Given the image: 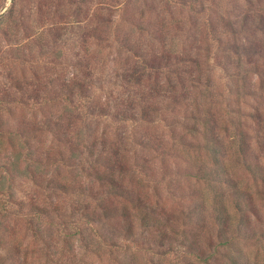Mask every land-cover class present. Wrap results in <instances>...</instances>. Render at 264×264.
<instances>
[{"label":"rangeland","instance_id":"rangeland-1","mask_svg":"<svg viewBox=\"0 0 264 264\" xmlns=\"http://www.w3.org/2000/svg\"><path fill=\"white\" fill-rule=\"evenodd\" d=\"M0 1L4 2L0 13L7 11L10 0ZM75 3L73 19H79L73 21L75 24L70 21L66 29L53 37L47 31L41 32L39 22L33 20L27 28L37 31L28 44H22L26 41L24 24L14 19L5 28L2 23L6 21L0 22V264H20L21 255L25 257L23 264H174V248L181 246L179 242L185 240L187 231L194 230L188 217V203L208 198V185L182 169L167 168L174 170L169 174L175 178L167 183L169 176L158 156L151 158L154 169L144 171L148 173L146 177L136 174V179L130 181L132 178L127 176L115 187L113 183L104 184L97 194L94 192L93 187L101 177L98 171L106 167L95 165L93 157L98 149L108 148L106 141L102 145V140L95 137H100L101 132H107L108 139L111 137L107 121L73 117L63 103L50 102L55 103L50 107L53 122L68 129L70 142H67L65 135L58 138L61 133L54 136L43 124L42 110L31 108L35 100L44 103L45 98L59 96V90L64 89L65 85L60 83L71 69L67 62L84 43L78 39L80 36H87L85 44L92 45L91 51L84 47L80 51L96 55L94 87L111 88L125 99L127 88L121 80L122 66L133 58V52L152 49L160 57L159 63H164L157 78L161 84L165 83L163 105L168 103L167 118L176 116L185 106L181 104L171 111L169 95L181 96V102L188 103L190 111L198 112L202 118L208 114L215 117L216 132L225 143L230 144L227 133L233 126L244 130V139L234 146L228 145L226 165L235 173L238 181L235 185L246 186L247 192L256 196L259 205L256 214L250 212L252 226L262 225L264 177L248 172L240 158L243 154L249 164L258 162L264 173V0H75ZM27 12L23 10L22 16ZM160 25L164 34L158 35L159 30L152 32L153 26ZM63 39L66 42L62 43ZM168 53L182 57L179 61L175 59L180 62L178 66L173 64L174 59L169 63L162 57ZM183 59L186 61L181 62ZM48 60L54 61L53 64H48ZM178 72H182L181 79L176 78ZM172 87L177 92L171 91ZM100 94L98 103H109ZM107 111L109 107L105 106L103 112ZM101 119L111 117L105 114ZM196 122L202 129L201 121ZM155 128L167 137L171 134L163 123ZM33 129L36 134L31 137ZM216 137L204 126L198 142L211 145ZM89 143H94L95 148ZM167 144L175 146L174 141ZM171 159L165 163L172 165L176 159L172 156ZM126 189L131 193L123 196L118 193ZM105 191L112 201L110 204L108 200L109 205L119 202L116 215L120 222L103 227L102 222L96 224L102 242L95 238L96 229L91 230L88 222L82 223L78 233L71 236H64L57 225L51 224V217L58 221L56 215L62 211L70 219L85 209L96 212L93 208L100 201L96 196L105 195ZM198 206L200 216L207 213L206 203ZM111 210L115 213L117 209ZM151 215L163 220L170 215L174 226L169 238H160L159 226L151 225ZM237 215L240 213L236 211L234 216ZM130 217L129 233L125 226L130 220L125 218ZM198 231L203 245L215 240L216 226L211 222ZM139 245L142 247L136 250ZM217 246L216 264H264L263 240L239 236L230 246ZM8 248L20 249V260L17 261V253L7 258Z\"/></svg>","mask_w":264,"mask_h":264},{"label":"trees","instance_id":"trees-1","mask_svg":"<svg viewBox=\"0 0 264 264\" xmlns=\"http://www.w3.org/2000/svg\"><path fill=\"white\" fill-rule=\"evenodd\" d=\"M75 4V0H10L9 5L6 7L7 11L0 13V22L6 21L2 23L5 28L10 27V23L12 20L15 21L14 19L19 21L20 25L24 24L23 32L26 34V41L22 42V44H28L32 42L34 33L37 31L35 29L33 32L31 27L27 28L28 25H32L30 22L36 20L39 22L38 27L42 30L41 32L47 31L50 36L55 37L59 32L66 29L70 21H72L71 24H75L73 21L79 20L73 19L75 11L77 10H75ZM3 5L4 2L0 1V8ZM26 9L28 12L24 13L23 17L22 11ZM31 11H35V13H31ZM209 24L211 25L210 22ZM162 28V25L156 26V28L153 26L152 32L159 30L158 35H162L164 34V30H160ZM4 32L7 33L8 30L4 29ZM86 37L81 38L80 36L78 38L84 43L81 44L78 51L75 50L72 53L67 62V65L71 67L68 70L70 75L65 74L63 76L60 84L65 85V87L59 90V96L47 97L44 103L37 99L32 102L33 107L31 108L34 111L42 110L44 113L43 124L52 130L54 136L61 133L57 137L62 138L65 135L67 142H70V137L67 135L68 129L64 128L63 124L53 122L50 107L55 103L50 102L58 100V102L63 103L67 110L73 112V117H81L82 119L95 118L98 122L100 120L107 121L111 137L108 139L107 132L103 134L101 132L100 137H95L96 139L102 140V145H105L107 142L108 148L103 147L98 149L93 157L95 165L104 164L106 167V169L100 172L98 171L101 177L97 179V185L93 187L94 192L96 193L104 184L113 183L115 187L123 179L127 178V176L132 178L129 179L130 181H134L137 175L146 177L148 173L144 171H148L149 167L153 168L151 158L158 156L161 157L166 167V175L169 176L166 179L167 183L170 184L175 179L169 174L173 173L174 170L167 168H175L182 169L187 175L203 181L209 187L207 190L208 198H203L198 203L196 201L193 202V200L188 203V217L192 222V228L194 230H186L187 237L184 241L181 240L179 242L181 246L178 249L177 247L174 248L176 251L174 253L176 257L174 264H194V262L198 264H216L217 261L214 255L217 252V245L224 244L230 246L239 236L244 239L264 241V220L262 222L260 219L262 225L258 226V224H254L252 226V218L250 216V212L254 214L258 212L259 204L256 196L252 192H247L246 186L235 185L238 182L235 179V173L226 165V160L230 153L228 145L233 144L234 146L241 138L244 139V130L239 126H233L229 133H227V136L231 138L229 140L230 144L225 143V141H222V138H219L220 134L218 136L216 132L215 117L208 114V116L202 118L198 112L190 111L188 103L181 102V96L173 98L169 95L171 99V111H175L176 107H179L181 104L185 106L181 111H177V114L175 113L176 116L170 117L167 115V118L166 108H169L168 103L163 105L165 102V83L161 84L157 78V73L159 74L161 72V68H163L161 65L164 63H159L160 57L152 49L149 50L146 48L145 50L141 49L133 52V60H128L122 66L121 80L125 82V88H127L125 99L119 93H114L111 88L108 90H100V88L94 87V81L97 78V73L94 71L95 62L97 61L95 58L96 55L91 54V52L82 53L80 51L83 47L87 50L88 48H90V51L92 50L91 44H85ZM64 42L66 41L63 39L62 43ZM95 44L100 45L98 43ZM66 57H69V55ZM162 57L169 61V63H171V59H174L173 64L175 66H178L180 63H177L175 59L177 61L182 59L181 56H172L170 53L164 54ZM184 61L186 59H183L181 62ZM53 62L52 60L47 61L51 65ZM83 69H85L83 72L80 71ZM188 69L185 71H188ZM181 73H175L176 78L181 79ZM151 74L154 75L153 79H151ZM171 89L173 92H177L178 90L176 87H172ZM36 90L32 89L31 91L38 95ZM47 90L49 91V89ZM100 92L103 94V97L105 96L109 99V103L104 101L102 102L103 104L98 103V100L101 98ZM29 95L33 96L32 94ZM20 102L24 103L22 100ZM105 106L109 107V111L104 113ZM105 114L110 116L111 119H101ZM154 116H157L156 118L158 119H155ZM68 118L71 121V118ZM196 121H201L202 129L197 125L198 122ZM162 123L170 131L171 134L169 137L156 130L155 127L162 126ZM69 126L70 124L67 123L66 127ZM204 126L209 133L215 136L217 135L215 140H211V145L198 142ZM59 127L61 128L59 129ZM226 128L227 125H224V129ZM95 130L97 136V128ZM30 134L31 137L35 136L34 129ZM107 140H109V143ZM169 141H174L175 146L171 147L168 145L167 143ZM89 144L93 145V149L95 148L94 143ZM200 149H202L201 152ZM195 153H204L205 157H195L193 156ZM171 156L176 161L172 165H168L165 161L172 160ZM240 159L243 160L242 165L248 172L256 173L257 176L262 178L264 177L262 167L258 162H255L253 165L249 164L246 156L243 154ZM150 174H153V172ZM115 190L117 191V188ZM116 191L114 194H116ZM261 191L264 193V188ZM127 192L131 193L127 189L124 192L119 191L118 193L123 196ZM104 194L96 196L100 200L99 205L93 208V211L96 212L89 213V210L85 209L83 213L81 212L77 217H73L75 219H70L62 211L59 215H56L58 221H53V217H51V224L57 225L64 233V236H71L73 233H78L77 230L81 228L82 223L88 222L91 230L96 229L93 233L95 238L99 242H102L97 232L96 224L102 222L103 227V225L107 226L113 221L114 223L120 222L118 219L119 215L118 217L116 215L119 202L109 205L108 200L110 197L106 196V191ZM109 202L112 204L111 200ZM199 203H202V205L206 203L208 209L207 213L201 214V216L197 212L199 210ZM110 208L117 210H115V213H111L112 210ZM149 211L152 212L153 209ZM236 211L240 213L237 217L234 216ZM111 216L113 217L109 218ZM259 217L260 215H257V218ZM131 219L132 217L130 219L125 218V220H130L125 226V228H129V233L132 228ZM150 220L152 226H159L158 232L161 239L170 237L169 234L173 231L172 226H174L171 224L172 218L170 215L166 216L164 220L162 217L158 218L157 215L155 217L151 215ZM209 222L216 226L215 240L211 239L210 242L208 241V245H203L198 229L200 230V227L205 229V224ZM70 229L71 231L69 232ZM73 230L77 232H73ZM117 244L119 247H122V244ZM141 247L142 245H139L135 249L140 250ZM167 249H170V247ZM15 251L8 248L5 255H8L7 258H10L15 257L17 253L18 261L20 260L18 257L20 249H15ZM23 259L25 257L21 255L20 264L25 263Z\"/></svg>","mask_w":264,"mask_h":264}]
</instances>
